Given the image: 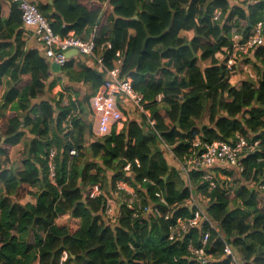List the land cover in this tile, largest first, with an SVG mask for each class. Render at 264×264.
<instances>
[{
  "label": "trees",
  "instance_id": "trees-1",
  "mask_svg": "<svg viewBox=\"0 0 264 264\" xmlns=\"http://www.w3.org/2000/svg\"><path fill=\"white\" fill-rule=\"evenodd\" d=\"M38 7L62 37L71 32L88 37L98 29L96 51L107 44L101 54L108 69L122 53L121 76L132 79L135 91L149 103L157 130L179 157L192 150L196 133L209 143L230 142L237 133L251 145L258 142L244 160L245 171L216 170L217 188L208 190L202 171L191 172L190 179L241 263L264 264L259 198L264 195V50L246 59L257 66V82L233 85L231 78L240 72L232 76L225 67L231 43L230 28L223 24L231 22L247 35L264 19V0L247 6L231 0H53ZM217 10L223 16L214 22ZM22 26L18 5L7 1L4 6L0 0V92L8 79L0 99V117L7 119L0 124V264H34L38 259L41 264H193L187 246L191 241L200 246V231L173 244L164 220L133 219L124 211L118 222L110 223L105 196H86L92 186L106 192L114 188L126 162L139 160L141 167L134 165L133 174L150 198L157 189L171 204L190 197L186 179L149 132L146 117L131 120L120 134L98 137L88 107L104 76L72 60L60 74L83 83L87 94H75L76 101L70 98L62 105L68 89L63 87L58 95L42 99L56 84L49 83L52 65L39 50H22ZM206 113L208 126L203 124ZM21 144L16 161L22 168L14 169L18 163L10 165L9 155ZM53 148L54 181L49 174ZM223 175L235 176L229 190L238 185L237 194L227 195ZM145 178L157 187L144 183ZM189 213L182 208L177 214ZM211 233L209 264H229L224 244Z\"/></svg>",
  "mask_w": 264,
  "mask_h": 264
},
{
  "label": "built area",
  "instance_id": "built-area-1",
  "mask_svg": "<svg viewBox=\"0 0 264 264\" xmlns=\"http://www.w3.org/2000/svg\"><path fill=\"white\" fill-rule=\"evenodd\" d=\"M7 1L18 5L22 15L24 36H33L36 39L37 50L40 51L49 64H56L62 68L70 61L66 53L76 49L78 54L86 58L88 66H92L104 76L105 82L89 101L90 110L93 118H95L93 132L98 137H106L113 132L116 134L123 132L127 119L122 104L126 103L137 114L146 117L145 121L150 128L149 132L161 141L164 151L173 159L180 174L187 181L190 197L183 203L171 204L165 198L161 189L154 192L153 199L146 193V189L136 182L134 177L133 166L140 168V161L136 160L134 163L127 161L123 168V176L116 181L114 188L110 187L109 191L106 192L100 190L97 186H92L86 193L87 197L105 196L104 214L106 220L110 223H116L121 219L124 211L129 212L133 219L143 216L144 218L164 220L169 224V241L173 244L180 243L192 230L200 231V246L197 247L192 241L187 246L193 264H209L211 261L212 256L206 255V247L211 239V232H214L225 246L226 256L231 259L229 264H242L231 246L226 243L220 231V225L208 215L205 206L207 199L194 191L195 187L191 182L190 175L193 171L204 172L203 180L207 183L208 190L211 191L218 186L216 170L233 168L238 173L245 171L244 160L254 150L258 142L251 145L246 137L237 133L235 139L230 142L214 141L209 143L203 141L196 133L191 143L192 150L179 157L157 130L156 121L146 108L149 103L145 101L142 94L135 91L132 79L121 76L123 60L121 52L116 54L118 59L114 63V68L108 69L101 54L107 44L102 45L99 52L96 51L97 33H92L89 40H83L75 33L62 37L53 31L49 21L40 11L38 4L32 0ZM250 1L231 0L235 6H247ZM222 16V12L217 10L214 14V22L220 21ZM223 24L230 28L231 43V50L228 53L225 67L229 74L233 76L240 71L239 67L243 59L252 56L255 51L264 50V19L253 25L247 35L243 34L242 28L233 25L231 22L224 20ZM161 99L162 96H159L158 100ZM2 122L0 117V123ZM56 155L57 150L53 148L50 151L51 163L49 164V174L53 181L55 178L54 158ZM76 155V150L72 149L70 156L74 157ZM222 178L225 179V186L228 190L227 195L230 196L235 192L234 188L229 190L235 182V176L223 175ZM143 182L152 187H157L155 181L148 178H145ZM133 183L136 184V188L132 185ZM260 188L264 190V184ZM182 208L188 209L190 213L188 215L177 214ZM34 264L41 263L38 259Z\"/></svg>",
  "mask_w": 264,
  "mask_h": 264
},
{
  "label": "crops",
  "instance_id": "crops-1",
  "mask_svg": "<svg viewBox=\"0 0 264 264\" xmlns=\"http://www.w3.org/2000/svg\"><path fill=\"white\" fill-rule=\"evenodd\" d=\"M32 1L38 5L39 4H46V3L53 4V0H32ZM3 2H4V6H5V2H7V0H3ZM7 15H8V13L5 14V16H7ZM6 18H8V16ZM94 32L99 34L98 29H95ZM71 33H74V32H71ZM131 33L134 34V31H132ZM91 35H92V33L88 37H84V36H86V35H84V36H82V38L84 37L85 39L89 40L91 38ZM184 35H185V33H184ZM0 38H4L3 34H1ZM21 40L23 42L22 50L28 51V50L38 49L36 39L33 36H24V34H23ZM69 59L74 61L75 63H85L88 66V64L86 62V58L83 57L81 54H78V53L73 54ZM89 62H91V61H89ZM89 67L91 68L92 66H89ZM60 71L53 70V68H52V74H51V79L49 80V83H51V84L56 83V84L53 87H51V90L47 88V91L42 96V99H50L51 97L58 95L59 92L62 90L61 88H63V87H66L68 89H67V91L63 92V104L62 105H67L69 103L68 101L70 100V98H72V101H76V95L78 97L82 98L87 94V92H88L87 86H85L83 83H71V82H69L67 80V78H64V75L60 74ZM7 90H8V79L5 80V84L1 88V92H0L1 98L0 99H2V97L4 96V94L6 93ZM57 99L59 100L60 97L58 96ZM122 107L125 111V114H126V112H128V113H130L129 114L130 116L136 117L137 112L132 107H128V105L126 103H123ZM9 112H10V110H8L7 114ZM94 119L95 118H93V124H95ZM4 120H7V119H4ZM20 147H21V145L14 147L13 149H15V148L18 149ZM20 165L22 167V163H20Z\"/></svg>",
  "mask_w": 264,
  "mask_h": 264
},
{
  "label": "rangeland",
  "instance_id": "rangeland-1",
  "mask_svg": "<svg viewBox=\"0 0 264 264\" xmlns=\"http://www.w3.org/2000/svg\"><path fill=\"white\" fill-rule=\"evenodd\" d=\"M234 4V3H232ZM246 59V58H245ZM245 59H243L241 61V64H240V74L238 75V77H232L231 78V83L235 86H239L243 81H247V80H252L253 82H257V66L255 65L254 62H250V63H247L245 61ZM90 109V107H88ZM11 112L8 113V115L10 116ZM130 113L126 112L125 114V117L127 119V123H129L131 120H135V119H140L141 121H143V117L142 115L140 114H137L136 117H133V116H130L129 115ZM2 121L3 123L6 121L2 118ZM3 123H0V124H3ZM203 124L205 126H208L210 124L209 122V114L206 113L204 119H203ZM22 150H23V145L21 144V147L18 148V149H13L11 148V152H10V160H11V163L10 165H15L16 164V160L19 158L20 154L22 153ZM14 161V162H13ZM18 163V162H17ZM21 165L20 163H18L14 169H21ZM235 188V194H237L238 190H239V186L238 185H235L234 186ZM259 198H260V201H261V205L264 206V195L263 194H260L259 195ZM27 201L24 199L21 201L22 204H25Z\"/></svg>",
  "mask_w": 264,
  "mask_h": 264
},
{
  "label": "water",
  "instance_id": "water-1",
  "mask_svg": "<svg viewBox=\"0 0 264 264\" xmlns=\"http://www.w3.org/2000/svg\"><path fill=\"white\" fill-rule=\"evenodd\" d=\"M78 51L76 49H73V50H70L66 53L67 57L70 58L73 54H77ZM52 68L53 70H56V71H60L61 70V67L56 65V64H53L52 65Z\"/></svg>",
  "mask_w": 264,
  "mask_h": 264
}]
</instances>
